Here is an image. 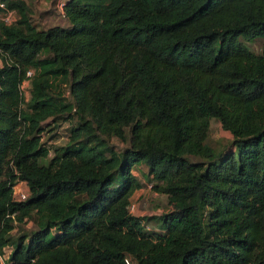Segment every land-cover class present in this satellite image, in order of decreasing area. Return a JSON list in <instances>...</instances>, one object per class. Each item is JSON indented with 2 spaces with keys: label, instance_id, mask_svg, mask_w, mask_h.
Returning a JSON list of instances; mask_svg holds the SVG:
<instances>
[{
  "label": "trees",
  "instance_id": "obj_1",
  "mask_svg": "<svg viewBox=\"0 0 264 264\" xmlns=\"http://www.w3.org/2000/svg\"><path fill=\"white\" fill-rule=\"evenodd\" d=\"M0 4V264H264V0H66L46 29ZM140 163L166 212L129 211Z\"/></svg>",
  "mask_w": 264,
  "mask_h": 264
},
{
  "label": "rangeland",
  "instance_id": "obj_2",
  "mask_svg": "<svg viewBox=\"0 0 264 264\" xmlns=\"http://www.w3.org/2000/svg\"><path fill=\"white\" fill-rule=\"evenodd\" d=\"M65 1L66 0H25L30 9L29 15L32 22L40 29H46L54 25H68L61 6ZM17 17L18 15L14 11L0 14V20L7 23L12 22ZM242 41L254 53H260L264 44L263 38H255L249 41L243 39ZM20 89L24 97L23 107H25V103L29 99L30 95L29 79L23 80ZM72 124V122L61 119H52L44 123V140L48 141V146L51 148V151L56 148L63 147L69 142ZM231 139V134L228 131L223 130L218 121L211 119L210 129L205 141L206 144L213 149L227 148L230 145ZM111 143L115 150L122 149L127 144L126 142H122L114 137L112 138ZM132 172L141 180L143 185L131 196V213L136 216H153L166 212L169 208L167 198L165 195L157 193L153 190L152 183L146 177L148 173L147 165L144 163L137 164L133 167ZM34 217L37 219L36 216ZM34 224V219L31 218L25 226L26 228H31ZM149 225L152 226V224ZM149 229L152 228L149 226ZM19 231L20 226H17L14 233ZM10 249L11 248L9 246L6 247L3 251L4 256L9 255ZM4 256L1 257V261L3 263L6 260V257Z\"/></svg>",
  "mask_w": 264,
  "mask_h": 264
},
{
  "label": "built area",
  "instance_id": "obj_3",
  "mask_svg": "<svg viewBox=\"0 0 264 264\" xmlns=\"http://www.w3.org/2000/svg\"><path fill=\"white\" fill-rule=\"evenodd\" d=\"M0 6H2V4H0ZM61 6H63V4ZM32 73L33 71L29 70L26 76H30ZM29 194L30 191L25 181L19 180L12 187V197L13 200L15 201H24L28 198ZM129 211H130V206H129ZM127 264L130 263L127 261Z\"/></svg>",
  "mask_w": 264,
  "mask_h": 264
}]
</instances>
